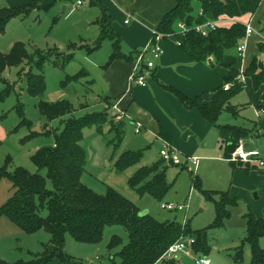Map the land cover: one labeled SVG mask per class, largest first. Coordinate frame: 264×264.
Masks as SVG:
<instances>
[{
    "label": "trees",
    "instance_id": "trees-1",
    "mask_svg": "<svg viewBox=\"0 0 264 264\" xmlns=\"http://www.w3.org/2000/svg\"><path fill=\"white\" fill-rule=\"evenodd\" d=\"M263 0H176V5L162 19L157 30L164 33L177 31L178 23L185 22L188 26L205 23L209 20L221 18L251 17L258 10ZM91 5L100 8V15L96 23L101 32L98 39L90 46L85 47L89 52L99 49L105 38L113 40V52L106 64L108 66L116 59L136 60L140 50L134 57L121 51V38L113 30L112 20L101 0H91ZM198 6L199 12H196ZM39 7L32 1L29 5L0 9V32L4 33L8 23L15 17H26ZM47 9L49 6H40ZM246 27L241 22L233 25L218 26L207 36L190 30L186 35L174 34L170 39L180 41V47L189 56L198 62H206L210 57L215 58L217 65L230 69L223 77L224 83L219 86L212 99L205 100L202 96L191 98L179 90L166 86L172 91L186 108H197L202 116L211 125L218 128L223 146L224 158L230 159L240 141L251 137L253 130L236 125H218V120L224 110L237 115V109L231 106V99L244 89L245 84L237 80L241 71L236 68L239 56L233 54L243 42ZM77 44L70 49L60 51L58 48L43 50L35 48L30 52L28 45L22 41L15 42L9 51L0 50V84L6 85L5 91L0 94V100L14 90L15 83H10L4 77V71L13 66H20L24 62L33 63V68L19 72L20 79L26 81V89L33 97H39L38 108L40 113L49 121L62 119L63 128L53 130L49 124L42 132L31 129L32 123L24 116V107L19 102L17 110L22 119L19 127L26 126L30 134L22 140L23 143L40 135H54V142L38 148L31 156V160L38 168L31 173L24 167L10 170L12 159L8 158L0 168V179L8 178L14 188L13 195L0 207V217H6L26 233H35L45 230L51 235L44 250L33 259H19L13 262L0 261V264H48L58 258L62 264L79 263L75 257L65 251L67 235H71L77 242L96 244L103 240L105 229L112 225H121L128 232V241L124 243L122 237L112 236L108 243L109 264H156L162 260L171 245L180 239H194L191 248L196 256H207L212 250L209 230L221 228L230 216V207L238 204L237 199L227 191H213L204 189L198 175L192 174V187L199 190L204 197L213 202L216 212L215 221L208 228L193 229L190 223L183 225L177 218L161 221L150 213L140 215L141 208L133 201L122 195L116 189L109 187L104 194L97 193L82 182L86 165V150L82 144L84 128L95 126L100 133L116 134L115 140L119 145L124 138L126 119L123 117L119 124L105 112H92L75 117L74 105L66 99L46 101L42 99L47 90V80L44 68L48 62L54 66L64 67L75 55ZM264 51V44H259ZM57 51L58 59L52 60L51 53ZM60 57V58H59ZM84 74L81 70L75 75H68L65 83L78 81ZM244 76L252 79L255 88L264 85V62L253 57L249 66L243 72ZM229 84V89L225 85ZM19 97V94H18ZM258 110H264V91L261 96ZM71 115V116H70ZM69 116L67 119L65 117ZM65 118V119H64ZM167 140V138H164ZM169 141V140H168ZM55 145V146H54ZM143 152L126 151L118 158L116 166L122 171L141 162ZM231 161V160H230ZM161 158L152 166H142L130 178V185L137 190L140 196L150 195L156 200L163 201L173 184L167 179L168 165H163ZM232 162V161H231ZM236 163V162H232ZM172 164V163H171ZM163 165V166H162ZM46 170V176L41 174ZM48 180L52 188L48 187ZM46 215H43L44 212ZM247 219V236L241 246L236 249L233 259L241 263L244 258L245 243L251 248V264H264V248L260 241L264 237V219L258 218L251 211L245 214ZM119 248L117 253L114 250ZM167 264H178L176 261Z\"/></svg>",
    "mask_w": 264,
    "mask_h": 264
},
{
    "label": "rangeland",
    "instance_id": "rangeland-1",
    "mask_svg": "<svg viewBox=\"0 0 264 264\" xmlns=\"http://www.w3.org/2000/svg\"><path fill=\"white\" fill-rule=\"evenodd\" d=\"M24 1L26 0H0V9L13 8L14 5L21 6L31 2V0H27L25 3ZM35 1L37 4H50V6L47 9H33L26 17L13 18L8 23L5 32H0V50L2 52L9 51L11 46L17 41L26 43L30 52L33 53L35 48L49 51L55 47L60 49V51L67 52L72 44L79 45L80 42L85 40L89 42L98 39L101 32L100 26L95 23L101 12L98 6H91L88 0H83L84 3L81 5L78 4V0ZM65 5L69 6L66 13L63 12ZM196 12H199L198 6L196 7ZM254 20L261 25V28H264V0L256 11ZM82 21L89 23L90 27H79L77 24ZM248 21L246 18L238 20V22L243 24ZM249 43L247 52L242 56L248 58L257 57L264 61V51L259 49V44H264V42L254 39ZM85 50H74L76 54L64 67L54 66L51 62L46 64L44 72L47 80V90L42 99L46 101L50 99V102L62 99L69 100L74 105L75 110L72 115L75 117L92 112H105L116 126L121 120L117 115L116 109L107 100H104L106 105L103 106L98 97L104 94L107 85L106 78L102 69L92 64L93 60H102L101 62L103 63L107 61L113 50L112 41L105 38L98 49L99 51H95L96 53L92 57L85 56ZM51 55L52 60L58 59L57 51H53ZM29 68H33V63L24 62L20 66H13L4 71V77L10 83H15V86L11 93L0 100V168L5 165L8 158H11L10 170H14L16 167H24L31 173H36L38 168L32 162L31 156L41 146L52 144L54 135H40L23 143L22 140L30 134V129L26 126L16 129L22 119L17 110V105L19 102L23 105L24 116L32 123L31 129L34 131L42 132L44 126L49 124L53 130L56 129L59 132L63 128V121L62 119H57L49 122L40 113L38 108L40 98L31 96L26 89V81L20 79L19 72L23 69L27 71ZM82 69L89 71L88 77L82 75L78 82L73 81L64 84L68 75H75ZM237 80L246 84L241 74L238 75ZM5 87L4 83L0 84V94L6 90ZM86 87L90 89L89 93H86L85 96L78 93L79 88L85 89ZM232 103L247 105L243 115L250 120L258 119L253 108L250 107L251 102L247 89H244L233 98ZM68 117L65 118L67 119ZM225 119H229L230 122H223ZM242 121L243 119L240 117H234L230 112L224 111L219 123L233 125ZM124 129L123 141L117 145L116 134L109 132V127H105V133H100L95 126L84 128L82 144L86 150V165L82 182L100 194L106 193L107 189L112 187L137 204L141 210L148 209L152 216L161 221L177 218L184 225H187V222L190 223L193 229L210 227L216 217L214 204L204 199L199 194V191L192 187V174L194 173V175L200 177L202 186L205 189L229 190L231 185V167L228 162L217 158L219 155L221 156V153L216 131L213 129L205 138L209 142L206 147L203 145L204 142L198 139H196V144H194L192 142L193 137L190 138L191 136L185 139L184 135L186 132L177 134L175 136L176 144H171L178 151L183 164L187 165V167L183 168V164L175 165L166 161L163 162L164 166H169L167 179L173 184L172 189L163 201L184 203L190 199L188 212L183 213L161 208L160 204L162 201L156 200L148 194L140 196L137 190L130 185V178L140 167L152 166L161 159L160 151L163 148V141L156 134H151L148 129H142L141 133H136L135 126L128 119H126ZM262 140L264 144V137ZM126 151L133 153L142 151L143 156L139 164L120 171L116 166V162L120 155ZM210 156L216 157L209 160ZM188 157L203 158L201 166H196L191 161L186 163ZM40 172L44 176L47 174L46 170H41ZM48 187L52 188L50 180H48ZM14 191L13 185L8 178L0 179V207L13 195ZM255 193L236 192L240 207L233 210L232 217L225 223L224 227L209 230L212 250L208 257L211 259L212 264H239L233 259V255L236 249L241 246L242 240L247 236L245 214L251 210L250 208L264 213V196L258 199L255 197ZM46 214L47 212L45 211L43 215ZM184 220H186V223H183ZM114 235L122 237L124 243L129 238L127 230L121 225L107 227L103 240L93 245L79 243L71 235H67V238L76 246V249L72 247V255L77 260L85 261V264H93L91 259L95 258L97 254H104L106 264H109L107 246ZM50 238L51 235L45 230L29 234L21 230L8 218L0 217V261L13 262L19 259H33L35 255L43 252L44 244L48 243ZM262 244L264 246V239ZM243 248L244 258L242 263L251 264L252 253L250 245L245 243ZM118 250L119 248L114 250L113 253H117ZM191 253L194 255L192 248ZM191 253H189L190 255L182 256V264H195ZM164 263L166 262L164 261Z\"/></svg>",
    "mask_w": 264,
    "mask_h": 264
},
{
    "label": "crops",
    "instance_id": "crops-1",
    "mask_svg": "<svg viewBox=\"0 0 264 264\" xmlns=\"http://www.w3.org/2000/svg\"><path fill=\"white\" fill-rule=\"evenodd\" d=\"M32 1L36 2L35 0H31V2ZM79 1L84 3L83 0H78V4ZM88 1L91 5V0ZM25 2H27V0L24 1V3ZM31 2L21 6L29 5ZM101 2L107 8V11L111 17L113 30L121 38V51L124 54L132 57L135 56L136 51L141 50L148 44L152 38L153 31L157 29L163 17L176 5V0H101ZM38 6L39 7L35 9H41L40 6L42 5L38 4ZM44 6H50V4ZM14 7L19 6L14 5ZM68 9L69 6L65 5L63 12L66 13ZM254 17L255 14L250 18L243 17L238 19L226 17L221 18L219 22V26L226 27H229L238 22V20L245 18L246 20L252 22L257 32L247 40L245 53L248 50V44H250L249 42L251 40L255 39L257 41L258 39V41L261 40L264 42V28H261V25L255 22ZM86 26L90 27V24L88 23ZM95 40L89 42L85 40L80 42L75 50L82 51V49L86 48L81 46H90L95 42ZM111 41L113 48V40ZM161 45L164 52L160 58L155 60V67L153 70H151L152 74L151 77L148 78V83L146 86H133L131 84L130 79L136 68V60L116 59L106 66L113 50L105 63L101 62L102 60H93L92 64H94L95 67L98 66V68L102 69L103 75L107 82L104 94L99 95L98 97L103 106L106 105L104 100H107L110 105L116 106V108L121 110L123 113V117L131 121L133 125L134 123H140L141 128L139 133L142 132V129H148L151 134H156V136L160 137L161 139L167 138V140L174 144H176L175 136H177V134H182V132L183 134L186 132L184 135L185 139L191 136L190 138L193 137L192 142L194 144H196V139H198L199 141L204 142L203 145L206 147L209 145V142L206 141L205 138L214 129L217 134V142L221 153V156L219 155L217 158L228 162L231 167V185L229 190L225 191L229 192L230 196L237 199L238 201L237 205L230 207V216L225 220L226 223L232 217L233 210L240 207V201L237 198L238 196L236 195V192H246L247 194L250 192H256L255 197L258 199L264 196V169L254 163L250 164L240 161L234 164L230 160L224 158L223 146L219 136L218 128L207 122L199 109L186 108L178 99V97L166 86L175 88L191 98L202 96L206 93L214 94L215 90L224 83L223 77L230 71V69H226L217 65L213 56L210 57L206 62H198L171 41L163 40ZM95 51L99 50L96 49L89 52L86 49L85 56L92 57L96 53ZM232 53L237 54V49L232 50ZM237 55L239 56V62L236 68L244 72L249 66L252 58L244 57L242 55L240 56L239 53ZM82 70H84L83 75L88 77L90 74L89 71L86 69ZM243 77L245 79L244 81L246 82L244 89H247L249 92V100L251 102L250 107L253 108L258 119L250 120L243 115L244 109L246 110L247 105L241 103H232L233 98L239 95L244 89L235 95L230 101L231 106H234L237 109V115H234L230 111L228 112H230L234 117H240L243 119L242 122H237L233 125L253 130L251 137L240 141V143L243 142L247 147L258 148L264 157V144L262 140L264 137V114H262L263 116L257 114L261 96L264 91V85L255 88L250 77L244 75ZM89 92L90 89L87 87L85 89H78V93L83 94V96ZM47 100L50 101V99ZM219 120L218 125H232L229 123L220 124ZM223 122L230 121L229 119H225ZM213 157L216 156H210L209 160ZM199 160L200 161L198 165L201 166L203 158H199ZM186 163H188L187 159ZM182 167L185 168L187 165L183 164ZM199 194L204 199H206L200 191ZM250 209L251 210L249 211L254 213L256 217L264 219V213L257 212L256 209H254L255 211L252 208ZM263 239L264 237L261 239L260 243L264 248L262 244ZM66 241L68 246L65 247V250L71 256H73L72 250L73 248L76 249V246H74L73 242H70L71 240H69L67 237ZM191 256L194 257L196 255L191 253ZM91 260L93 264H106L104 254H97L95 258ZM160 263L167 264L164 263V260H160L156 264ZM48 264L62 263L58 258H56ZM73 264H85V261H80L79 263ZM239 264L243 263L241 262Z\"/></svg>",
    "mask_w": 264,
    "mask_h": 264
},
{
    "label": "built area",
    "instance_id": "built-area-1",
    "mask_svg": "<svg viewBox=\"0 0 264 264\" xmlns=\"http://www.w3.org/2000/svg\"><path fill=\"white\" fill-rule=\"evenodd\" d=\"M82 1H79V4H82ZM221 19L217 20H209L205 23L195 24L194 26H188L185 22H179L177 27V31L174 33L164 34L157 29L153 31L152 38L148 42V44L143 47L137 57H136V68L134 73L131 76V84L132 85H139V86H146L148 83V78L151 77V70L155 67V60L160 58L164 52L161 42L163 40H168L173 37L174 34H182L186 35L187 32L190 30H195L201 33L204 36H207L211 30H215L219 26V22ZM246 35L244 37V41L240 43L237 47V51L240 55H244L247 47V40L251 37L254 33H256V29L251 21L246 22ZM174 44L179 46L181 43L179 40H175ZM243 72L241 71V76H243ZM230 85L226 84L225 89H229ZM116 109L117 115L119 119L123 118V113L121 110ZM258 115L264 114V110H258ZM136 133L140 132L141 124L134 123ZM163 141V148L161 149V158L169 163L180 165L183 164L182 158L178 151L173 147L170 141L166 139H162ZM55 146V145H54ZM232 162H244V163H254L257 164L259 167L264 168V157L261 155V152L258 148L255 147H247L243 142L239 143L236 147L234 152L232 153L230 159ZM191 161L194 165L198 166L199 158L198 157H188L187 162ZM190 200V199H189ZM189 200L184 203H178L173 201H162L161 208L172 211V212H188V205ZM183 223H186L184 220ZM184 225V224H183ZM194 243V239H180L173 245L169 247V249L164 254L162 260L166 263L171 261H176L178 264L181 263V258L185 254L191 253V246ZM195 264H211V259L206 256H194Z\"/></svg>",
    "mask_w": 264,
    "mask_h": 264
},
{
    "label": "water",
    "instance_id": "water-1",
    "mask_svg": "<svg viewBox=\"0 0 264 264\" xmlns=\"http://www.w3.org/2000/svg\"><path fill=\"white\" fill-rule=\"evenodd\" d=\"M77 25L79 27H81V28H85L86 25H87V22L86 21H82V22L78 23ZM213 96H214L213 93H206V94L202 95V98L207 100V99H211ZM148 213H149V210L148 209H144V210H141L140 215H145V214H148Z\"/></svg>",
    "mask_w": 264,
    "mask_h": 264
}]
</instances>
